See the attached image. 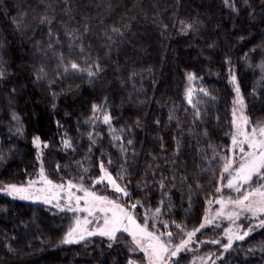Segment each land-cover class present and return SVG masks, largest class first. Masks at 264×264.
Instances as JSON below:
<instances>
[{
	"label": "trees",
	"instance_id": "trees-1",
	"mask_svg": "<svg viewBox=\"0 0 264 264\" xmlns=\"http://www.w3.org/2000/svg\"><path fill=\"white\" fill-rule=\"evenodd\" d=\"M235 5L238 14L224 0H0V184L24 183L38 169L31 141L38 136L48 142L43 161L55 180L85 173L90 166L85 177L91 185L100 174L103 152L118 183L131 182L129 203L147 196L145 207L154 211L161 199L171 198V207L159 217L160 228L162 221L172 232L180 231L173 221L184 231L198 227L207 201L218 195L222 163L217 157L230 146V69L248 116L264 120V80L258 68L264 61V0H235ZM45 16L50 26L41 23ZM188 24L193 30L182 31ZM61 54L66 73L62 66L57 71ZM97 61L103 70L90 82L86 72ZM72 62L84 71L71 70ZM40 68L47 76L37 81ZM190 72L203 90L192 104L185 95ZM105 100L114 134L125 137L123 153L108 127L86 123L93 117L92 105ZM17 127H22L19 134ZM90 132L99 136L95 146ZM62 139L70 140L72 148L65 149ZM97 186L100 194L115 196L110 186ZM136 211L144 215L142 208ZM228 225L218 221L196 240L226 243ZM66 228L65 218L46 207L0 194V264H127L130 243L111 249L106 238L61 244ZM261 245L264 229L257 227L244 241L234 242L223 264H264ZM250 248L254 253H248ZM222 251L221 245L193 243L180 264H201L202 259L208 264L210 254L216 260Z\"/></svg>",
	"mask_w": 264,
	"mask_h": 264
},
{
	"label": "snow or ice",
	"instance_id": "snow-or-ice-1",
	"mask_svg": "<svg viewBox=\"0 0 264 264\" xmlns=\"http://www.w3.org/2000/svg\"><path fill=\"white\" fill-rule=\"evenodd\" d=\"M247 3V0H245ZM226 7L230 8L232 11L239 13V8L235 5V0H224ZM251 7V5H248ZM7 15V13H5ZM255 15V12L251 13ZM15 23V18L13 20ZM42 24L51 25V20L45 16L41 20ZM19 29L20 25H16ZM193 30V25L188 24L186 29L182 28V31ZM118 36H123V33L117 29H113ZM70 36L75 40V36L69 33ZM243 39V37H241ZM58 42V37L55 38ZM53 37L49 38V47H52ZM255 51V49L253 50ZM83 52V48H81ZM247 55V54H246ZM60 65L57 71H60V67H63V72H68L69 67L63 65V55L58 57ZM86 62V61H85ZM230 63V61H229ZM264 67V65H262ZM70 68L73 71L83 72L80 65L72 62ZM103 69L100 67L99 62H95L93 65L89 66L86 75L89 77L91 82L96 78V76ZM47 72L40 68L36 75V80L40 81L46 78ZM188 80L194 81L196 76L194 73L188 74ZM4 79V70L0 68V80ZM230 82L234 85V91L236 99L233 101L234 105L239 104L241 107L244 106V98L241 93L240 85L237 81L236 75L230 69ZM15 91V89H13ZM200 91H203L202 89ZM192 92L193 89H187L188 103L192 104ZM55 95V93H53ZM255 90L253 91V96L255 97ZM107 100H105L103 105H92L93 117L86 121L95 125L97 121V113L102 114L103 124L107 125L109 128V134L112 136V142L116 144H121L120 151L123 153L125 146L123 145V140L125 137L116 136L115 129L112 128V116L109 111L106 110ZM56 105H53L55 108ZM233 120L232 127L235 131L231 134V145L225 150L223 156L217 157L222 163V168L220 170L221 181L227 180L226 187L236 193V196L229 197L225 200L220 196L215 201L209 200L208 204L215 202L219 205V208L212 214L205 211L202 222L198 227H194L190 231H184L183 226L180 224H172L180 231L177 235L180 236L179 243L173 244V232L169 231V223L166 221L161 222V227L165 229L163 232H159L155 228V224L151 227L153 230H149V214L153 220L158 219L162 215V209L165 207H171V198L168 201L161 199L159 206H157L154 211L146 210L143 223L138 222L135 215V210L138 208L145 207V203L148 199L145 196L144 200L132 201V194L128 190L131 182L122 184L118 183V177L114 178L112 173L108 171L105 166V161L103 157L105 153H101V159L99 161V175L92 180V187L95 188L96 185H105V187H111L113 194L117 197L116 199H110L104 195H98L96 191L90 190L84 186V176L79 177L80 183H73L69 180L66 184H54L52 180L48 179L44 174L43 161L41 159V154H37V160L41 162L39 181H29L27 185H18L15 183L0 184V194L10 197L12 199L21 200H40L42 199L46 204H53L55 202V207L61 212L67 211L76 215L77 213L85 214L83 218L77 216L74 221V226L69 228V230L64 234L61 239V244H73L86 241V238L93 236L104 237L108 241V248H113L114 245L119 243L120 235L127 233L131 237V243L126 248V260L127 264H137V261L132 258V255L137 252V250L143 252L144 256L147 258V264H180L183 258L182 253L190 250V246L193 243H211L215 245H221L223 251L216 254V260L211 259V254L207 258L208 264H217L220 261L223 264L224 253L229 252L233 248L234 242L244 241L246 237L258 227L264 229V123L257 122L256 124H251L246 116H241L239 122H237V111L233 108ZM12 119L19 122V118L13 114ZM171 119V117H170ZM159 125V121L156 122ZM59 127V122H57ZM139 124V121H137ZM15 131L19 134L22 132V127H17ZM123 131V130H122ZM207 134V133H205ZM91 146H95L99 136L94 132L88 134ZM95 137V138H94ZM33 145L37 148L43 146L47 147L46 142H42L40 138L34 137L32 140ZM62 144L65 149H71L72 143L68 139H62ZM133 141L127 140V146H132ZM180 145H177V151H179ZM92 147L89 148V153H91ZM132 155H135L133 152ZM4 156L0 155V160H3ZM107 164L110 167L112 165V160L109 158ZM60 166L57 165V170ZM40 183L44 185L42 188H33V185ZM253 184L256 186L253 187ZM147 187V185H145ZM225 185H221L216 189V192L221 193L222 188ZM160 188L162 190V195L165 194L163 191L165 189V182L162 179L160 183ZM76 192L83 193V195H76ZM139 190V189H138ZM47 193V195L41 196L39 193ZM64 193L65 195H61ZM120 199L124 200V203L118 202ZM61 200L66 201L64 206H61ZM189 206H191V200H189ZM241 216H245L248 219V224L241 225L236 222L240 220ZM219 219H227L231 226L224 229V235L227 242L223 243L220 239H213L211 241H197V233L209 226L214 225ZM255 222V223H253ZM93 223L96 224L95 228H90L89 226ZM249 254L254 253L255 249H248ZM261 251L264 252V245H261ZM201 264H206L205 260H201Z\"/></svg>",
	"mask_w": 264,
	"mask_h": 264
},
{
	"label": "rangeland",
	"instance_id": "rangeland-1",
	"mask_svg": "<svg viewBox=\"0 0 264 264\" xmlns=\"http://www.w3.org/2000/svg\"><path fill=\"white\" fill-rule=\"evenodd\" d=\"M262 65H264V61L261 62V63L258 65L259 71H260V73H261L260 77H261L262 80H264V67H262ZM190 73H192V72H190ZM188 74H189V73H188ZM188 74H187V76H186L185 95H186V98H187V89H189V88L193 89V92H192V102H193V100L195 99V96H197V94H200V93L202 92V91H200L202 88H199V80L197 79V77H196V79H195L194 81H189L188 78H187V77H188ZM236 78H237V77H236ZM237 81H238V79H237ZM238 83H239V81H238ZM239 85H240V83H239ZM231 86H232V89H233V95H234V97H233V101H234V100L236 99V95H235V91H234V85L231 84ZM240 89H241V93H242V95H243V98H244V102H245V103H244V106L241 107L239 104L234 105V103H233V101H232V107H231V129H230V132H229L230 145H231V134L235 131V129L232 127V120H233V115H232V113H233V108H234V107L236 108V111H237V122H239V119H240L241 116H246V117L249 119V121L251 122V124H253V125L256 124L257 122L264 123V120H263V119H255V120L250 119V117L248 116V112H247L246 99H245L244 94H243V92H242V88H241V86H240ZM187 101H188V98H187ZM96 115H97V121H96L95 125H103V126L108 127L107 125H104L103 122H102V121H103V116H102V114L97 113ZM35 137H37V136H35ZM33 138H34V137H33ZM33 138H32V140H33ZM39 138H40V137H39ZM32 140H31V141H32ZM40 140H41L42 142H46V141H43L41 138H40ZM46 143H47V145H48V142H46ZM32 145H33V143H32ZM33 147H34V149H35L36 156H37L38 153H40V154H41V159H42V161H43V159H44V157H45V152H46L48 146H47V147H43V146H41V147L37 148L35 145H33ZM38 163H39V164H38V169H37V170L31 175V177H29L24 183H21V184H18V185H27L28 182H29L30 180H31V181H39V178H40V177H39V174H40L41 162L38 160ZM43 168H44V174H45V176H47L48 179L52 180L54 184H57V185H59V184H64L65 186H66V184H67V182H68L69 180H72L73 183L79 184V183H80L79 177H81V176H84V177H85V174H86L87 172H90V166H87V168H86L87 171H85V173L83 172L82 174H81V173H78V174H72V176H68L67 178L60 177L59 180H55V179L52 177V172L49 171V170L47 169V166L45 165V160L43 161ZM261 182L264 183V181H261ZM83 183H84V186H85V187L89 188L90 190H94V191H96V193H97L98 195H104V194H100V190L97 189V188H98L97 185L95 186V188L92 187V183H91V185H89V183H88L87 180H86V177H85ZM226 184H227V180H226V179L223 180V181L220 180V182H219V187H221V185H225V187L222 188L221 193H219L217 196H215V197L213 198L212 201H215V200L218 199L220 196H222L225 200H227V198H229V197H233V198H234V197L236 196V193H235L234 191L227 189ZM102 186H103V185H102ZM255 186H256V185L253 184V187H255ZM42 187H44V185H42V184H40V183H36L35 185H33V188H34V189H35V188H42ZM73 191L75 192L76 195H83V193L76 192L75 189H73ZM39 195L44 196V195H47V193H43V192H41V193H39ZM61 195L63 196V195H65V194H64V193H61ZM104 196H107V197H109L110 199H116V198H117L116 196H113V195H106V194H105ZM17 200H21V199H18V198H17ZM21 201H25V202L32 203V204L39 205V206H44V207H46L48 210H50L51 212H53L54 214L64 217V218H65V221H66V226H67V228H66V232L69 230V228H71V227L74 226V221H75V219H76L77 216H80L81 218H83V216L85 215V214H83V213H77L76 215H73V213H71V212H67V211L61 212L59 209H57V208L55 207V202H53V204H46V203L43 202L42 199H40V200H36V199H33V200H21ZM65 202H66V201L61 200V206H62V207L64 206ZM118 202H120V203H124V201H123L122 199H120ZM150 208H151V207H149V208H147V207H142V212H143V214H145V211H146V210H149ZM218 208H219V205L216 204L215 202H213L212 204H208L206 210H208V212H209L210 214H212V213H214ZM150 210H151V209H150ZM135 215H136V217H137L138 222L143 223V217H144V215L141 216V214H139L136 210H135ZM244 217H245V216H241L240 220L237 221L236 223H237V224H241V225H243V218H244ZM221 220L228 221L227 219H219V220H217V222H218V221H221ZM158 221H159V218L156 219V220H153V219L151 218V214H149V230H153L152 227H151V225H152V224H155V228H156L157 231H159V232H163V231H165V229L160 228V225H159V222H158ZM217 222H216V223H217ZM228 222H229V221H228ZM231 226H234V225H228L226 228H229V227H231ZM89 227H90V228H95V227H96V224L93 223V224L90 225ZM226 228H225V229H226ZM205 229H206V228H205ZM168 230L170 231V229H168ZM66 232H65V233H66ZM178 232H179V231L173 232V235H174V238H173V241H172L173 244H175V243H179L180 236L177 235ZM185 232H186V231H185ZM197 234H198V233H197ZM224 236H225V235H224ZM93 238H104V237H100V236L97 235V236H93V237H88V238H86V241H88V240L90 241V240L93 239ZM120 238H122V239H119V242H120V243H122V242H124V243L126 242L127 244L131 243V237H130L127 233H124V234L120 235ZM123 238H127L128 240H127V241H126V240H123ZM86 241H82V242H86ZM82 242H80V243H82ZM73 244H79V243H73ZM73 244H67V245H73ZM191 246H192V245H191ZM191 246H190V247H191ZM136 253H137L138 256H139V258H138V257H136V258L134 257L135 260L137 261V264H147V258L144 256L143 252L137 250ZM134 258H133V259H134Z\"/></svg>",
	"mask_w": 264,
	"mask_h": 264
}]
</instances>
